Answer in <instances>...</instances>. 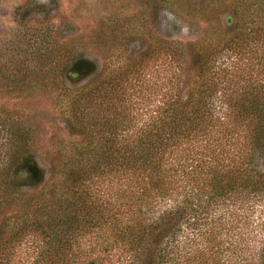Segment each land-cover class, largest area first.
<instances>
[{
	"label": "trees",
	"instance_id": "obj_1",
	"mask_svg": "<svg viewBox=\"0 0 264 264\" xmlns=\"http://www.w3.org/2000/svg\"><path fill=\"white\" fill-rule=\"evenodd\" d=\"M233 15L176 97L134 66L80 89L84 145L35 190L31 133L0 116V264H264V18Z\"/></svg>",
	"mask_w": 264,
	"mask_h": 264
},
{
	"label": "rangeland",
	"instance_id": "obj_2",
	"mask_svg": "<svg viewBox=\"0 0 264 264\" xmlns=\"http://www.w3.org/2000/svg\"><path fill=\"white\" fill-rule=\"evenodd\" d=\"M234 11L258 21L264 0H0V116L31 133L40 173L32 190L84 145L72 106L80 89L134 66L157 101L168 89L176 97L178 85L193 87L200 53L226 43ZM251 65L246 53L236 67Z\"/></svg>",
	"mask_w": 264,
	"mask_h": 264
}]
</instances>
